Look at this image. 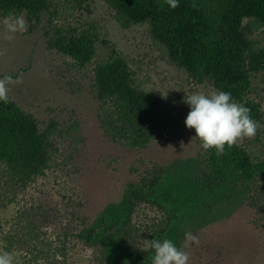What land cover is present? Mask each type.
Returning <instances> with one entry per match:
<instances>
[{
	"label": "trees",
	"instance_id": "16d2710c",
	"mask_svg": "<svg viewBox=\"0 0 264 264\" xmlns=\"http://www.w3.org/2000/svg\"><path fill=\"white\" fill-rule=\"evenodd\" d=\"M104 2L122 28L146 24L149 37L171 65L194 83L230 92L234 101L251 109L252 118L260 125L254 139L226 146L223 155L199 146L202 142L194 129L193 139L188 136L176 142L178 154L169 168L167 163L156 162L129 166L123 173L124 187L108 191L97 216L98 225L74 232L86 244H94L102 234L109 264H152L154 253L146 247L147 240L167 238L180 246L185 233L195 235L203 231L202 227L211 229L219 221L233 220L237 209L254 214L264 211V157L258 154L264 149V111L261 99L251 97L258 91L256 78L264 73V0H178L175 9L165 0ZM52 5L53 0H0V19L23 12L32 30L46 18L48 24L52 22L58 13ZM44 35L47 47L72 58L77 69L95 62L90 93L98 103L94 107L96 118L102 132L129 149L130 156L165 133H169V139L179 136L174 130L183 126L180 115L161 94L139 83L128 58L113 44L108 45L107 54L98 55V43H110L98 32L90 27L55 25L44 27ZM9 97L7 104L0 101V178L4 183L0 207L13 202L18 190L46 170L60 165L59 141L81 139L79 120L66 123L52 117L42 124L34 113L26 112ZM147 155L152 157L150 151ZM122 169L127 167L123 165ZM119 178L115 175L111 181ZM142 203L166 215L160 220L164 226L155 228L152 223L147 225L151 231H147L135 223L134 211ZM8 239L5 248L10 251L15 241ZM205 239L203 242H207ZM243 243L239 238L226 239L223 255L214 250L215 242L191 244L186 250L190 264H244L238 250ZM48 245L46 259L40 264H54L53 258L66 256L64 241ZM248 248L251 252L252 245Z\"/></svg>",
	"mask_w": 264,
	"mask_h": 264
},
{
	"label": "rangeland",
	"instance_id": "374dc122",
	"mask_svg": "<svg viewBox=\"0 0 264 264\" xmlns=\"http://www.w3.org/2000/svg\"><path fill=\"white\" fill-rule=\"evenodd\" d=\"M54 8L58 13L52 22L48 24L46 18L32 30L23 12L0 19V51L5 53L0 56V79L5 76L22 79V82L9 85L8 94L26 112L34 113L42 124L52 117L66 123L79 120L81 139L76 137L74 140L59 141L60 165L36 177L30 185L17 191L13 202L0 207V252L12 253L14 264H40L46 259L48 244L54 246L64 241L67 254L64 258L60 255L53 259L51 257L54 264L61 261L63 264H109L104 255L102 234L94 244H86L74 232L98 225L100 221L97 216L104 208L108 191L124 187L126 180L123 173L129 170V166H150L156 162L167 163L165 165L170 167L171 159L178 154L176 142H182L188 136L193 139L191 133L194 129H189L185 124L190 111V106L184 102L186 95L196 92L210 95L215 90L208 85L192 82L185 72L171 65L149 37L146 24L122 28L104 0H53ZM20 15L28 23L27 31L8 33L5 22ZM55 25L60 28L90 27L98 32L101 39L110 42L98 43L99 56L107 54L108 45L113 44L128 58L139 83L161 94L172 110L180 115L183 126L174 130L179 136L169 139V133H165L146 149H136L135 154L130 156L129 149L102 132L94 112L98 103L90 93L95 62L80 70L74 66L72 58L49 49L44 27L52 28ZM6 34L13 38L6 39ZM255 85L258 91L252 93L251 97L261 99L264 105V73L258 75ZM199 146L202 147L201 143ZM195 149L198 154V147ZM149 151L151 158L147 155ZM258 154L264 157V149L259 150ZM123 165L127 169H122ZM136 173L133 172L132 176ZM115 175L120 178L111 181ZM3 184L0 178L2 189ZM135 211L134 221L146 227L143 229L151 231L152 227H148L152 223L155 228L164 226L160 220L166 215L153 205L142 203ZM263 214L264 211L254 214L247 209L241 212L237 209L232 214L233 220L219 221L218 226L211 229L209 226L202 227L203 231L195 233L200 240L199 246L215 242L214 250L223 255L225 240L239 238L244 243L243 249L238 248L241 255H237L245 261L244 264H264ZM204 236L207 242H203ZM9 237L15 241L10 251L5 248ZM250 245L252 251L248 252ZM42 246L45 252L40 253Z\"/></svg>",
	"mask_w": 264,
	"mask_h": 264
},
{
	"label": "clouds",
	"instance_id": "9594fccd",
	"mask_svg": "<svg viewBox=\"0 0 264 264\" xmlns=\"http://www.w3.org/2000/svg\"><path fill=\"white\" fill-rule=\"evenodd\" d=\"M172 9L179 6L178 0H165ZM196 7L195 4L192 5ZM8 33L26 32L28 23L23 15L16 16L5 22ZM11 40L12 35L5 36ZM5 53L0 51V56ZM22 82L12 76L0 79V101L10 102L9 85ZM190 106L185 120L189 129H195L196 138L202 142L204 150L215 149L217 155L225 154L226 146L231 148L245 139H254L260 128L259 123L252 118L251 109L234 101L232 94L225 91H214L210 95L196 92L186 95L184 100ZM264 111V105L261 106ZM199 237L191 232L185 233V239L180 246L171 239L147 240L146 247L153 251L152 264H190V253L186 250L191 244L199 245ZM0 264H14V255L10 252H0Z\"/></svg>",
	"mask_w": 264,
	"mask_h": 264
}]
</instances>
